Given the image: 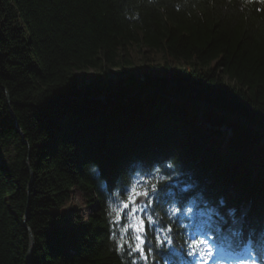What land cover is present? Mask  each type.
<instances>
[{"label":"trees","instance_id":"16d2710c","mask_svg":"<svg viewBox=\"0 0 264 264\" xmlns=\"http://www.w3.org/2000/svg\"><path fill=\"white\" fill-rule=\"evenodd\" d=\"M131 45L164 68L136 69ZM0 148V264H27L29 230L31 264H121V230L143 238L138 264L187 253L185 230L173 223L169 245L155 215L175 181L105 215L116 176L166 156L264 243V0H0Z\"/></svg>","mask_w":264,"mask_h":264},{"label":"clouds","instance_id":"9594fccd","mask_svg":"<svg viewBox=\"0 0 264 264\" xmlns=\"http://www.w3.org/2000/svg\"><path fill=\"white\" fill-rule=\"evenodd\" d=\"M100 167L99 163L89 161L87 170L90 173H99ZM156 176L160 178L157 180ZM174 181L178 185L175 200L168 201L162 209L158 208L155 212L156 217L166 222V227L161 231L165 233L164 239L169 245L173 244V240L167 233L172 231L173 223H175L178 228L185 230L178 238V242L182 241L188 256H193L194 253L199 254L195 264H264V243L254 246L250 238L248 240L242 238L247 224L237 223L234 218L236 208L221 212L224 201L221 200L218 204L213 203L191 177H185L181 164L173 156L153 158L141 168L130 169L116 176L112 188L105 194L106 218L111 221L113 213L117 211L115 206L117 201L122 204L132 192L140 195L148 191L156 192L160 186ZM103 183L106 184L107 180ZM141 188L143 191L140 190ZM148 204H152L151 198ZM169 212L171 215H168ZM181 213L185 217L184 220L177 219ZM193 218L198 220L197 228L200 232L196 236H189L187 228L189 220ZM148 219L152 221L153 216L149 215ZM123 231L121 230V234L112 232L108 239L114 245L117 255L120 256L121 264H138L141 257L134 256L136 245L129 243ZM160 243L157 237L158 246ZM125 245H128L130 249L126 256L124 255Z\"/></svg>","mask_w":264,"mask_h":264},{"label":"rangeland","instance_id":"374dc122","mask_svg":"<svg viewBox=\"0 0 264 264\" xmlns=\"http://www.w3.org/2000/svg\"><path fill=\"white\" fill-rule=\"evenodd\" d=\"M129 58H131L133 65L136 69L141 70H147L151 68H156L158 70H162L164 68V59L160 52L155 50H147V49H141L136 45H131L129 50ZM153 63L154 66L151 65ZM93 69L89 68L87 71L91 72ZM115 68H111L109 72H107V76L109 79H111L113 82L118 78V75L116 73ZM143 76V74H141ZM89 78H85L84 82H88ZM10 150H7L5 148H0V164H3L8 156H10ZM138 195L137 192H133L131 194V201ZM71 204L76 205L77 207L83 208L82 203L80 201V197L75 192L73 194V200L72 202H69V206Z\"/></svg>","mask_w":264,"mask_h":264},{"label":"water","instance_id":"95a60500","mask_svg":"<svg viewBox=\"0 0 264 264\" xmlns=\"http://www.w3.org/2000/svg\"><path fill=\"white\" fill-rule=\"evenodd\" d=\"M7 98H8V95H7ZM8 101H9V98H8ZM13 114H14V113H13ZM141 200H142V197H138V198L135 200V203L140 202ZM29 239H30L29 249H28V252H27V255H26V258H27V264H31V261H30V255H31V250H32L33 243H34L33 234L31 233L30 230H29Z\"/></svg>","mask_w":264,"mask_h":264},{"label":"snow or ice","instance_id":"6c2138e0","mask_svg":"<svg viewBox=\"0 0 264 264\" xmlns=\"http://www.w3.org/2000/svg\"><path fill=\"white\" fill-rule=\"evenodd\" d=\"M145 194H147V193H145ZM139 223L142 226L144 224V221L143 220H140ZM134 227H137V225H134ZM137 241H138V243L135 246V250L136 251H140L142 253V258H145L146 259L147 257L144 255V249H143V238L140 237V236H138L137 237ZM163 242L164 241H161V243H163Z\"/></svg>","mask_w":264,"mask_h":264}]
</instances>
